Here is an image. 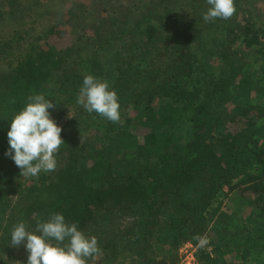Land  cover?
Here are the masks:
<instances>
[{
	"label": "trees",
	"instance_id": "1",
	"mask_svg": "<svg viewBox=\"0 0 264 264\" xmlns=\"http://www.w3.org/2000/svg\"><path fill=\"white\" fill-rule=\"evenodd\" d=\"M258 2L234 0L231 18L208 22L207 0L76 3L66 40L39 0H0V256L14 224L35 232L60 213L97 238L87 264H179L187 244L196 264H264ZM32 15L50 20L36 29ZM87 75L117 93L119 122L77 104ZM35 94L55 105L64 144L54 171L24 178L5 156L7 131ZM228 193L253 207L224 213Z\"/></svg>",
	"mask_w": 264,
	"mask_h": 264
},
{
	"label": "clouds",
	"instance_id": "2",
	"mask_svg": "<svg viewBox=\"0 0 264 264\" xmlns=\"http://www.w3.org/2000/svg\"><path fill=\"white\" fill-rule=\"evenodd\" d=\"M207 4L202 17L205 22L227 20L236 11L234 0H207ZM77 104L110 122L117 123L121 119L117 93L109 90L106 81L92 75L84 77ZM54 107L52 100L43 94L31 95L10 122L5 156L21 170L24 178H38L41 173L52 172L57 167L56 156L64 142L62 128L51 117L50 110ZM10 245H23L28 253L27 264H87L89 258H95L102 251L95 236H86L76 223H68L60 213L38 223L35 232L28 231L23 221L14 224ZM7 260L5 254L0 256V264H6Z\"/></svg>",
	"mask_w": 264,
	"mask_h": 264
},
{
	"label": "rangeland",
	"instance_id": "3",
	"mask_svg": "<svg viewBox=\"0 0 264 264\" xmlns=\"http://www.w3.org/2000/svg\"><path fill=\"white\" fill-rule=\"evenodd\" d=\"M92 0H39V2L42 3L43 7H37L34 10L38 11H49L50 14L59 22V24L65 29H67V34L65 35V39L69 40L70 37H76L77 31L75 32L73 28V19L70 24V28L67 25V19L70 14H72V17H81L83 14V8H78L74 6L76 3L91 4ZM86 7V6H85ZM43 8V9H42ZM256 8L258 10V14L264 15V4L262 2L256 3ZM87 10V8H85ZM34 14V11H33ZM70 16V15H69ZM32 19H35L36 22L35 26L36 29H40L42 24L45 22L44 20H50V18L47 15H44L42 19L35 17L32 15ZM44 21V22H43ZM43 22V23H42ZM75 23V22H74ZM14 28L15 26L11 24L10 28ZM209 66L212 67V69L216 70L218 69L220 62L215 59L214 57L208 58ZM252 202L250 201H244L242 200L237 194L235 193H228L226 199L223 201L222 204V211L224 213H227L228 215L237 214L239 217H241L242 214L248 213L249 210L252 208ZM237 216V217H238ZM25 249L23 245L20 247H12V250L10 251L11 256H7L6 264H27V258H24ZM180 262L179 264H196L195 258L193 256V249L190 245L183 246L180 251ZM22 257L24 259H22ZM232 260V259H230ZM119 264V263H117ZM128 264V263H125Z\"/></svg>",
	"mask_w": 264,
	"mask_h": 264
}]
</instances>
